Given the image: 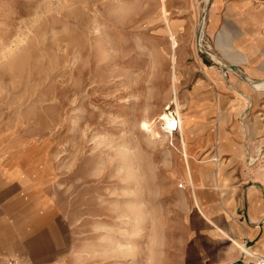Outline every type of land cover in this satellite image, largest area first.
Masks as SVG:
<instances>
[{
	"label": "rangeland",
	"instance_id": "rangeland-1",
	"mask_svg": "<svg viewBox=\"0 0 264 264\" xmlns=\"http://www.w3.org/2000/svg\"><path fill=\"white\" fill-rule=\"evenodd\" d=\"M210 1L0 0V146L44 173L75 223V264H192L185 241L197 211L178 157L183 136L168 138L160 118L179 119L173 98L185 104L202 74L190 72L192 56L214 64L202 50L214 41ZM245 1L264 15V0ZM231 39L257 46L244 73L229 71L238 111L212 118L210 148L191 134L187 150L214 165L227 129L241 154L219 157L223 172L264 174V88L245 80L253 67L251 79L264 81V26Z\"/></svg>",
	"mask_w": 264,
	"mask_h": 264
},
{
	"label": "crops",
	"instance_id": "crops-1",
	"mask_svg": "<svg viewBox=\"0 0 264 264\" xmlns=\"http://www.w3.org/2000/svg\"><path fill=\"white\" fill-rule=\"evenodd\" d=\"M209 7L206 32L214 37L209 48L228 66L224 68L211 57L214 64L192 56L190 72L202 74L185 95L186 105L173 98L179 116L177 131L183 136V151L178 157L197 211L187 232L185 258L192 264H249L252 259L244 252L264 255L263 172L256 168L243 174L223 172L224 162L219 164V157L231 153L235 161L241 154L236 142L223 135L227 129L219 130L217 157L208 161L214 165L196 162L187 145L193 134L197 140L204 136L201 147L210 148L212 118L224 109L227 112L222 115L227 117L238 111L235 107L240 99L231 92L229 71L234 66L244 73L243 65L256 59L253 51L257 46L251 50L244 40L232 45L231 38L248 28H262L264 15L245 0H211ZM245 75L258 82L251 79L255 78L253 67ZM3 149L0 146V264L8 260L17 264H75V223L62 217L55 192L46 191L44 173L35 172L26 159L8 156ZM191 152L198 154L195 148ZM220 181H229V187L223 188Z\"/></svg>",
	"mask_w": 264,
	"mask_h": 264
},
{
	"label": "bare ground",
	"instance_id": "bare-ground-1",
	"mask_svg": "<svg viewBox=\"0 0 264 264\" xmlns=\"http://www.w3.org/2000/svg\"><path fill=\"white\" fill-rule=\"evenodd\" d=\"M204 13V12H203ZM205 19V13L201 16V21H204ZM199 32L197 33V36H199ZM212 58L219 64H221L224 68H226L228 65L226 63H224L221 59L216 58L215 56L212 55ZM235 71V70H234ZM233 71V72H234ZM236 72V71H235ZM242 76V75H240ZM244 77V76H243ZM246 81H249L250 84H252L253 86H258L259 88H264V81H258V82H252L250 80H248V78H245ZM163 122H162V127L164 129V133H166L168 135V138L170 135L173 136L174 131L178 130V120L176 118H171V115L168 114L167 112H165L161 118H160ZM149 130V133L152 135V137L154 138H160V132L159 129H157L156 127H148L147 128ZM170 134V135H169ZM184 159V157H183ZM186 162V161H185ZM185 166V165H184ZM187 171V170H186ZM181 185V184H180ZM179 185V187H180ZM184 187V185L182 184V188Z\"/></svg>",
	"mask_w": 264,
	"mask_h": 264
},
{
	"label": "built area",
	"instance_id": "built-area-1",
	"mask_svg": "<svg viewBox=\"0 0 264 264\" xmlns=\"http://www.w3.org/2000/svg\"><path fill=\"white\" fill-rule=\"evenodd\" d=\"M202 50L206 55L212 58V53L210 51V48L202 47ZM180 187L182 188V184L180 185ZM244 254L252 259L249 264H264V255L250 254L245 252ZM2 264H17V262L15 260H8Z\"/></svg>",
	"mask_w": 264,
	"mask_h": 264
},
{
	"label": "water",
	"instance_id": "water-1",
	"mask_svg": "<svg viewBox=\"0 0 264 264\" xmlns=\"http://www.w3.org/2000/svg\"><path fill=\"white\" fill-rule=\"evenodd\" d=\"M231 68L233 69V70H238L236 67H234V66H231Z\"/></svg>",
	"mask_w": 264,
	"mask_h": 264
}]
</instances>
